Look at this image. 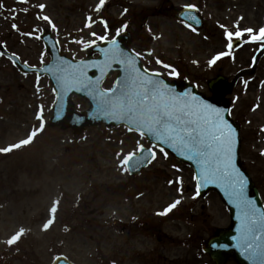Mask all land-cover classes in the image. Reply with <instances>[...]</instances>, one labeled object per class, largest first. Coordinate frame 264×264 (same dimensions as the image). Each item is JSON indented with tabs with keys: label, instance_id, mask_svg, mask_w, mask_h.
I'll use <instances>...</instances> for the list:
<instances>
[{
	"label": "rangeland",
	"instance_id": "rangeland-1",
	"mask_svg": "<svg viewBox=\"0 0 264 264\" xmlns=\"http://www.w3.org/2000/svg\"><path fill=\"white\" fill-rule=\"evenodd\" d=\"M164 2L105 0L97 12L100 0H0V45L21 62L39 67L49 61L38 38L42 30L52 34L61 54L75 60L87 57V47L100 38L111 39L118 30L126 31L131 35L128 46L145 69L161 73L173 84H192L202 96L211 98L208 82L217 75L231 81L248 67L257 48L247 44L210 65L217 55L229 52L225 31L235 33L238 25L239 30L250 28L255 33L264 25V0ZM189 5L204 17L206 24L200 31L170 18L172 8ZM142 11L155 16L140 17ZM261 60L253 73L237 81L223 102L229 104L230 117L240 128L241 162L264 205ZM111 81L103 87L108 88ZM71 101L77 111L89 108L83 99L72 97ZM53 103L47 79L19 74L0 55V149L19 143L33 131L38 133L28 145L0 152V264H52L58 256L75 264H108L110 260L134 264L124 263L122 256L126 239L138 223L161 221L162 230L174 232L177 226L204 219L211 229L230 225L228 211L215 192L205 197L196 194L189 167L154 149L156 157L148 169L136 179L129 178L122 161L136 151L138 142L149 147L143 137L124 127H86L78 136L60 126L48 127ZM41 109L42 120L37 119ZM176 200L180 203L166 214L171 219L162 220L164 215L158 213ZM54 205L57 211L52 213ZM181 216L188 217L179 221ZM49 220L52 223L45 229L42 223ZM21 230L23 236L9 246L7 241Z\"/></svg>",
	"mask_w": 264,
	"mask_h": 264
},
{
	"label": "snow or ice",
	"instance_id": "snow-or-ice-1",
	"mask_svg": "<svg viewBox=\"0 0 264 264\" xmlns=\"http://www.w3.org/2000/svg\"><path fill=\"white\" fill-rule=\"evenodd\" d=\"M19 2L23 3L26 0H19ZM104 4L105 0H100L96 11L99 12ZM39 7L43 10L45 5L41 4ZM188 7L195 10L194 6L189 5ZM43 19L49 24L52 23L47 16H44ZM190 19L195 20V17H190ZM101 23L104 22L101 21ZM13 27L15 28L16 25ZM236 27L238 30L235 33L225 31L229 50L233 47V39L241 40L245 36L248 37L244 41L245 43L264 44V28H261L258 34H254L253 29L240 31L239 26ZM117 34H119V30ZM111 43L113 50L106 55H111L114 62L124 65L125 75L116 82L117 87L108 92L98 87L92 89L95 94H98L99 112L125 121L129 125V131H136L141 137L148 138L150 143L152 140L157 141L153 147H156L165 157L168 153L164 146H167L174 152L180 153L184 159L193 161L199 169L194 177L197 182V195L200 194L202 187L209 184L223 186L229 193L232 203L240 212L243 247L245 250L253 248V242L260 241L264 235V212H258L255 202L245 196L246 181L234 162L236 142L234 130L224 119L222 110L205 103L199 96L191 95L189 92L176 93L175 89L160 78L161 73L149 72L147 69L142 70L137 67L136 60L132 56L125 55L118 48L116 41ZM226 55H230V51L220 53L209 61V64H215L217 60ZM156 63L161 64L162 62L157 60ZM162 66L170 67L167 64H162ZM56 68L60 73L56 77L57 83L63 90L67 91L75 84L91 87L90 81L85 82L83 79L82 67L57 65ZM172 72H175V69H172ZM37 119L42 120V109L38 113ZM42 129L43 123L40 124V130ZM37 134V131H33L28 138L0 149V152L7 153L28 145ZM136 152L141 154L140 158H136ZM145 152H148L147 156L144 155ZM155 157V151L146 149L138 142L136 151L124 157L122 166L143 167L147 163H151ZM176 182L180 183L179 180ZM169 183L171 184L172 181ZM179 203L180 200H176L158 215H166ZM56 211L57 208L54 205L51 212L55 213ZM51 223L52 220H49L45 224V229ZM22 236L23 230L13 235L7 241L8 245L17 243ZM216 246L213 245V247ZM253 259L254 264H264V248L259 244L253 248Z\"/></svg>",
	"mask_w": 264,
	"mask_h": 264
},
{
	"label": "water",
	"instance_id": "water-1",
	"mask_svg": "<svg viewBox=\"0 0 264 264\" xmlns=\"http://www.w3.org/2000/svg\"><path fill=\"white\" fill-rule=\"evenodd\" d=\"M179 15H181L182 18L185 20H186L185 17H188L187 21H190L189 17H192L190 13L188 12V10H183L182 12H180ZM43 40L46 44L47 51L51 55V63L44 66V68H42L41 70H35V72L39 76L47 75L49 79L51 80L54 90L56 92V104L53 108L54 111H53L52 118L50 120V125L57 126L61 123L63 128H72L74 134H80L86 126L99 125L100 123H105L107 127L123 124L129 128L128 123H126L125 121L109 116L105 113L99 112L98 107H97L98 94H95L92 90L93 88L100 87L102 78L96 79V77H90V74L95 73L96 71L94 70H98L99 68H101L104 63H105L104 68L109 70L107 73L114 72L117 70L120 72L118 78L116 79V82L119 79H122L125 75L123 71L124 65L114 62L111 57L106 59V53L110 54L111 53L110 51L113 50L112 43L105 44L104 46H102L104 47V50H101V47L95 49L97 52L101 53L102 55V60L100 61L102 62V65L99 66V64L93 63L90 60H87L84 62H75L71 59L60 56L56 43L52 40L49 33H44ZM126 40H127V36L126 37L122 36L121 38L116 39L115 41H116L118 48L121 51H123L125 55L132 56L125 48ZM108 49H110L109 52H107ZM96 51L90 50L89 53L92 54L93 52H96ZM6 56H8L11 60L14 61V63L19 67L21 72L25 73L27 71H31L27 69L25 66H20L18 60L15 57L9 56L7 54ZM103 60H104V63H103ZM87 64H90V65H87ZM57 65L82 67L83 72H84L83 79L85 80V82L90 81L91 87H84L83 85L75 84L73 85L72 88L68 89L67 91L63 90L60 87V85L57 83V79H56V77L60 75L59 71L56 68ZM137 67H138V64H137ZM95 75L96 74H94L93 76ZM232 85L233 83L228 84L223 79L217 78L213 80L209 85V88L215 94V100L202 99L205 103L210 104L215 108L221 109L224 119L227 121L228 119H227L226 105H221L220 101H221V97L228 93ZM115 87H117L116 83H115L114 88ZM172 88L175 89L176 93L189 92L191 95L198 96L196 91L190 86H186L182 88H176V87L175 88L172 87ZM71 94H76L78 96L88 99L91 102L92 108L84 114L73 112L71 103L69 102V99H68ZM228 123L231 125L232 129L234 130V136H235V141H236L234 145V162H235L237 169H239L240 173L244 176L245 181H246L245 189H244L245 196L248 199L253 200L255 202V206L258 209V212H264L261 206V203L258 200L257 191L253 188V184L251 183L249 178L245 174H243L239 168L237 128L234 127L235 128L234 129L232 124L229 121ZM151 142H153L154 144H157V141L155 140H152ZM164 147L168 149L169 151H171V153L180 161L190 164L194 168L195 176H196L199 169L197 168L196 164L193 161L184 159L180 153L174 152L173 150L167 148V146H164ZM144 155L147 156L148 153L145 152ZM140 156L141 154L137 156L136 158H140ZM146 166L139 167V168H131L132 170L131 174L133 176L138 175L141 169L145 168ZM210 189L217 190L221 199L229 208L232 226L228 230H222L218 232L216 237L210 239V241L205 245L204 251L209 253L211 259L216 264H224V262L229 256H233L235 261L238 264H254L253 248H255L257 244H259L262 248H264V235H262V239L260 241L253 242V248L245 250V248L243 247V243L241 241L242 233H241V220H240L239 209H237L235 205L232 203L231 199L229 198V193L225 191L223 186H219L217 184H209L206 187H202L201 194L205 195ZM251 193H253V195H251ZM213 245H217V246L213 247ZM55 264H64V263L61 259H58Z\"/></svg>",
	"mask_w": 264,
	"mask_h": 264
},
{
	"label": "flooded vegetation",
	"instance_id": "flooded-vegetation-1",
	"mask_svg": "<svg viewBox=\"0 0 264 264\" xmlns=\"http://www.w3.org/2000/svg\"><path fill=\"white\" fill-rule=\"evenodd\" d=\"M236 1L238 0H234ZM234 5L241 10L239 3ZM246 11V8L242 10ZM260 27L262 26H258V29ZM168 223L167 221L165 224ZM130 235L132 237L126 239L127 249L122 256L124 263L210 264L209 257L203 254L201 249L203 243L211 236V228L205 219L202 222L184 224L182 228L177 226L175 232L172 228L162 230L161 222H144L143 225L138 224V228H133ZM137 237H141L142 241H137Z\"/></svg>",
	"mask_w": 264,
	"mask_h": 264
}]
</instances>
